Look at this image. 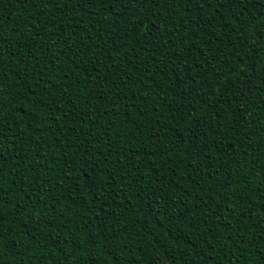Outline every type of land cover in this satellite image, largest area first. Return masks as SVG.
I'll return each instance as SVG.
<instances>
[{
	"label": "trees",
	"instance_id": "trees-1",
	"mask_svg": "<svg viewBox=\"0 0 264 264\" xmlns=\"http://www.w3.org/2000/svg\"><path fill=\"white\" fill-rule=\"evenodd\" d=\"M0 114V264H260L264 0H0Z\"/></svg>",
	"mask_w": 264,
	"mask_h": 264
},
{
	"label": "snow or ice",
	"instance_id": "snow-or-ice-1",
	"mask_svg": "<svg viewBox=\"0 0 264 264\" xmlns=\"http://www.w3.org/2000/svg\"><path fill=\"white\" fill-rule=\"evenodd\" d=\"M139 27H144V24L141 23L139 25ZM211 40V38H209ZM236 55H238V53H236ZM219 62L220 65L223 64L224 60L222 58V56H218L216 58ZM173 69L176 68V65L173 64L171 66ZM190 71V69H189ZM225 73H223L220 68L218 67L217 70H216V73L213 75L212 77V80L210 81H207V83H204V82H196L194 84V87L197 88L200 92H203L205 90H207V92L210 94L211 97H215L216 99L213 100V103L216 102V100H219V96L217 95V91L218 90H223V92L227 95L230 93V89H229V86H228V82L227 80L225 79ZM217 81H222V83H217ZM185 83H187V81H185ZM19 86V85H18ZM188 117V114L187 113H183V114H180L178 115L177 117H173V119H176L177 121V125H179L180 123V120L181 119H187ZM3 116L2 114H0V119H2ZM170 237V238H169ZM4 240V237L2 234H0V243H2ZM165 240L168 242V243H172L173 241H180L181 240V237L179 234H167L165 235ZM167 253V249L165 248L164 252H162L160 255L161 257H164ZM115 264H124V262L120 259H116L115 261ZM153 264H162V260L161 259H157L156 261L153 262ZM260 264H264V255H262L260 257Z\"/></svg>",
	"mask_w": 264,
	"mask_h": 264
}]
</instances>
